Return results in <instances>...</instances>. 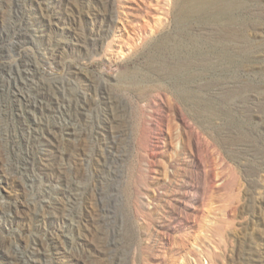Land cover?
<instances>
[{
    "label": "rangeland",
    "instance_id": "374dc122",
    "mask_svg": "<svg viewBox=\"0 0 264 264\" xmlns=\"http://www.w3.org/2000/svg\"><path fill=\"white\" fill-rule=\"evenodd\" d=\"M0 264H264V0H0Z\"/></svg>",
    "mask_w": 264,
    "mask_h": 264
},
{
    "label": "bare ground",
    "instance_id": "6f19581e",
    "mask_svg": "<svg viewBox=\"0 0 264 264\" xmlns=\"http://www.w3.org/2000/svg\"><path fill=\"white\" fill-rule=\"evenodd\" d=\"M143 13L141 14L142 15V17H143V19H144V21H145V23L144 24H147V25H149V22H148V20L146 19V16H148V15H152L154 18H157L158 17V15H156V14H152V12L148 9V8H144L143 10ZM144 16H145V18H144ZM150 26V25H149Z\"/></svg>",
    "mask_w": 264,
    "mask_h": 264
}]
</instances>
